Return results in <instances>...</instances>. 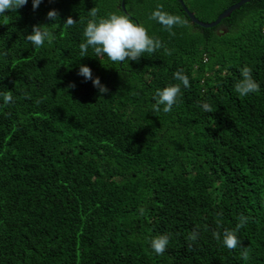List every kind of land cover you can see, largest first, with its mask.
Returning a JSON list of instances; mask_svg holds the SVG:
<instances>
[{"label":"trees","instance_id":"16d2710c","mask_svg":"<svg viewBox=\"0 0 264 264\" xmlns=\"http://www.w3.org/2000/svg\"><path fill=\"white\" fill-rule=\"evenodd\" d=\"M182 1L210 23L241 0ZM158 7L186 25L172 35L150 19ZM53 9L60 21L50 25ZM111 12L143 23L163 47L129 64L82 57L87 22ZM35 25L52 36L38 49L25 39ZM245 65L260 85L247 96L235 91ZM177 71L191 86L170 113L152 111L153 92L179 83ZM9 91L13 101L0 100V264H264V0L212 28L179 0H43L35 11L29 0L0 16V92ZM241 215L230 250L214 233L236 230ZM162 234L170 243L157 255L150 244Z\"/></svg>","mask_w":264,"mask_h":264},{"label":"clouds","instance_id":"9594fccd","mask_svg":"<svg viewBox=\"0 0 264 264\" xmlns=\"http://www.w3.org/2000/svg\"><path fill=\"white\" fill-rule=\"evenodd\" d=\"M43 0H32L33 10H37ZM29 3V0H0V16L6 15V12H15ZM92 17L97 16L95 9L91 10ZM47 19L52 24L60 21L58 11L53 9L47 14ZM150 19L161 25L166 31L175 35L174 29L177 26H185L186 21L179 15L163 11L161 8L151 12ZM75 20L68 17L63 23L65 28L73 26ZM46 25H35L31 33L25 36V39L32 45L34 49L44 46L45 41L51 42V33L46 29ZM163 47L162 42L149 35V32L143 23L134 21L129 15L121 12H111L99 19H90L83 30V36L79 43L80 55L88 57L89 51L94 53L96 58L106 57L108 61L113 63L124 62L129 64L131 61L139 62L140 58L145 54L156 53ZM169 51L170 54V50ZM85 81H91L93 86L98 89L101 96L109 93V88L101 82L99 77H94L93 70L84 64H79V73ZM174 78L179 81L177 84L158 88L153 92L154 103L150 108L154 112L170 113L173 107L179 103L182 95L181 85L189 88L190 78L182 72L174 73ZM70 87H75L73 83ZM260 85L252 76V69L245 65L241 69V79L235 84V91L240 95L247 96L251 93L259 91ZM0 100L4 103L13 101V96L9 92H0ZM205 112L211 111V105L208 102L201 101ZM247 217L241 215L236 225V230H225L222 234L214 233L217 240L228 249H236L240 244L236 232L245 226ZM198 231H193L189 239L196 241ZM170 238L167 234L158 235L151 240L150 247L157 255L165 253ZM246 255V253H245Z\"/></svg>","mask_w":264,"mask_h":264},{"label":"water","instance_id":"95a60500","mask_svg":"<svg viewBox=\"0 0 264 264\" xmlns=\"http://www.w3.org/2000/svg\"><path fill=\"white\" fill-rule=\"evenodd\" d=\"M251 0H241L238 3L230 6L228 9H226L215 21L210 22V23H205L203 21H200L199 19H197L195 17V15L189 11V9L185 6L184 2L182 0H179V2L181 3V5L183 6V8L185 9V12L187 13V15L189 16V18L197 25L204 27V28H212L215 27L217 25L220 24V22L225 19L228 18L235 10H238L242 5H244L245 3L250 2ZM122 8L124 11L125 10V4L122 3Z\"/></svg>","mask_w":264,"mask_h":264}]
</instances>
